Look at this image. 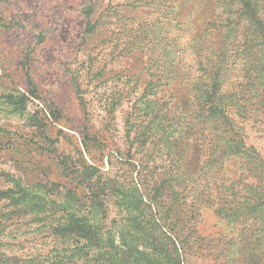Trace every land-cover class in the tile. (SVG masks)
I'll return each instance as SVG.
<instances>
[{"label":"rangeland","instance_id":"rangeland-1","mask_svg":"<svg viewBox=\"0 0 264 264\" xmlns=\"http://www.w3.org/2000/svg\"><path fill=\"white\" fill-rule=\"evenodd\" d=\"M132 1L0 0V255L40 262L51 248H59L73 259H84L88 251L87 264H94L92 254L103 245L94 233L98 212L107 207L111 217L105 229L122 250L128 244L151 252L142 241L145 236L127 222L132 212H144L146 218L182 212L192 220L196 216L191 230H197L205 246L199 253H187L183 264H240V242L245 236L259 257L248 264H264V173L242 156L246 152L226 151L223 162L217 164L209 159V151L204 155V147L197 155L184 145L180 157L175 155L165 170L167 183L177 190L171 192L166 212L162 207H148L145 199L140 202L137 194L129 192L135 185L132 175L139 176L132 162L139 164V157L127 141L125 115L148 77L143 68L147 53L130 49L128 40L139 23L156 19L191 21L201 28L213 0H151V6L143 8H133ZM255 2L253 16L263 25L252 30L250 37L260 43L258 51L246 52L239 46L236 58V83H240L236 101L247 112L245 116L237 110L230 113L237 137L264 160V0ZM90 5L91 20L86 22L83 11ZM172 6L176 13L168 12ZM249 60L258 70L244 71ZM242 81L251 86L248 92L239 90ZM176 83L159 96L171 102L175 96L185 97L183 83ZM60 130L73 142L66 137L60 145L55 142ZM82 136H96L97 144L105 146L100 164L117 179L113 187L117 202L95 196L78 199L81 190L75 191L60 176L56 154H73L74 143ZM216 156L221 160L219 152L212 158ZM129 161L131 171L124 164ZM178 201H184L185 207L174 208ZM12 212L27 216L11 220ZM78 218L81 221L73 220ZM53 224H60L64 240L60 233L53 235ZM67 224L73 228L72 235Z\"/></svg>","mask_w":264,"mask_h":264},{"label":"trees","instance_id":"trees-1","mask_svg":"<svg viewBox=\"0 0 264 264\" xmlns=\"http://www.w3.org/2000/svg\"><path fill=\"white\" fill-rule=\"evenodd\" d=\"M150 1L133 0L130 5L133 8L150 7ZM256 7L255 0H213L208 13L204 14L205 26L201 28V25L191 21L156 19L150 20V23H139L134 29L133 39L128 40L130 49L147 53L143 68H146L148 78L143 83L140 96L125 115V135L130 147L134 149V153L137 151L139 157L136 159L139 164L132 162L137 165L139 176L136 178L132 175L135 185L129 192L137 194L140 202L145 199L148 207H162L164 212L169 210V197L171 192L177 190L173 184L167 183L169 178H165V172L173 157H180L184 145L194 148L197 155L204 147V155L209 151V159L217 164L223 162L221 158L226 151L246 152L242 156L258 166L261 174L264 173V160L253 146L247 147L243 144V139L237 137L235 118L230 113L237 110L239 116H245L242 114L247 112L246 107L236 101L239 97L236 87L240 84L236 83V58L239 46L246 52L252 49L258 51L260 43H255V39L250 37L252 30L263 25L261 20L253 16ZM92 11L91 5L84 8L83 19L86 22L91 20ZM168 12L176 13V6H172ZM240 34L241 39L238 37ZM213 35L214 39L211 38ZM252 58L258 60L256 56ZM254 63L250 60L244 63V71L258 70ZM246 79L248 81L250 78ZM257 79L258 75L253 76L250 84L255 83ZM243 81V88L239 90L245 93L251 86L248 87L249 84H244ZM176 82L183 83L186 96L181 99L180 96L174 95L176 100L172 102L162 99L159 93H163L166 88L170 90L175 87L179 84ZM24 99L28 98L24 96ZM115 104H110L109 112L113 111ZM52 115L54 118L53 111ZM59 133L61 136L54 138L59 145L65 137L72 141L71 136L62 130ZM97 141L96 136H82L79 142L74 143L73 154H56L59 174L75 191L81 190L78 199L85 201V197L95 196L117 202L118 198L113 193L116 189L113 187H116L118 182L114 176L112 178L108 175L107 170H103L100 162L103 161L101 157L105 146L102 147L101 142L97 144ZM249 150L254 153L247 152ZM217 152L221 160L217 156L212 158ZM96 160L99 164L95 165ZM197 160L195 157V161ZM124 164L126 170L130 165L131 171L130 161ZM182 206L185 207V202L178 201L174 208ZM107 210L108 208L104 207L102 212H98L99 222L94 233L98 237L97 241L103 245L98 246L97 251L92 254L91 259L96 262L94 264H183L187 253L204 251L205 246L201 243L199 233L196 229L191 230V227L195 226L196 216L192 220L182 212H172L165 217L154 214L150 218H146L144 212H132L127 217V222L136 232L145 236L142 241L151 252L144 253L128 244H125L126 247L122 250L108 237L105 221L111 216ZM191 213L193 216L194 212ZM26 216L25 212H12L10 219L19 220ZM73 220L81 221L79 218ZM59 227L60 224L52 225L53 235L60 233ZM72 229L71 225L67 224L68 235H72ZM58 236L64 240L66 235L62 232ZM240 243V264L257 262L259 257L254 253L255 247L250 246V238L245 236ZM186 244L188 245L185 246ZM90 254L86 251L84 259H73L72 255L63 253L59 248H51L45 254L47 258L40 262H33L32 258L1 254L0 264H76L78 259L82 260L81 264H87ZM136 255L138 258H135Z\"/></svg>","mask_w":264,"mask_h":264}]
</instances>
